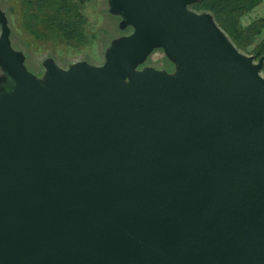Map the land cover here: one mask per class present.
Returning <instances> with one entry per match:
<instances>
[{"label": "water", "instance_id": "1", "mask_svg": "<svg viewBox=\"0 0 264 264\" xmlns=\"http://www.w3.org/2000/svg\"><path fill=\"white\" fill-rule=\"evenodd\" d=\"M197 1L110 0L134 30L43 82L0 8V264H264V56Z\"/></svg>", "mask_w": 264, "mask_h": 264}, {"label": "rangeland", "instance_id": "2", "mask_svg": "<svg viewBox=\"0 0 264 264\" xmlns=\"http://www.w3.org/2000/svg\"><path fill=\"white\" fill-rule=\"evenodd\" d=\"M247 9L236 15L227 34L241 53L251 55L258 62L257 54L264 40V30L259 20L264 17V0H242ZM10 27L11 46L26 55L25 65L41 82L47 80L48 69L44 62L49 57L61 69L87 62L102 66L106 62L108 48L114 38L130 34L134 28H120L123 16L113 14L110 0H0ZM196 12H209L215 17L206 1L189 6ZM226 18H230L226 15ZM69 22L74 25H69ZM77 30L79 35L72 36ZM2 25L0 24V36ZM237 39L239 46L234 39ZM153 67L177 75L181 67L172 62L163 48L154 49L136 70ZM261 75L264 73L261 70ZM14 88L13 79L0 65V92Z\"/></svg>", "mask_w": 264, "mask_h": 264}, {"label": "trees", "instance_id": "3", "mask_svg": "<svg viewBox=\"0 0 264 264\" xmlns=\"http://www.w3.org/2000/svg\"><path fill=\"white\" fill-rule=\"evenodd\" d=\"M202 1L207 2L209 9L215 14L214 18H216V20L219 22L222 28L226 30V32L228 33L232 32L231 23L233 22V20H235L236 15L242 13L243 11L247 9L245 4L244 5L241 4L242 0H198L196 3H199ZM192 5L193 4H191V6ZM226 15L230 18H226ZM259 23H260L261 29L264 30V17H262L259 20ZM71 25H74V23L72 24L71 22H69V25L67 27ZM70 34L72 36H77L79 35V32L77 30H73L70 32ZM233 39H234V42H236L239 46H241L240 42L237 39L235 38ZM257 54L261 55L260 58L264 56V40L261 43L260 48L257 50ZM262 71L264 73V67Z\"/></svg>", "mask_w": 264, "mask_h": 264}]
</instances>
